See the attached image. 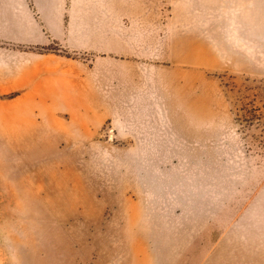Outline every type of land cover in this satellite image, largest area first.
Returning <instances> with one entry per match:
<instances>
[{
  "label": "crops",
  "instance_id": "0c3cea01",
  "mask_svg": "<svg viewBox=\"0 0 264 264\" xmlns=\"http://www.w3.org/2000/svg\"><path fill=\"white\" fill-rule=\"evenodd\" d=\"M66 7L0 0V144L48 216L103 264H264V182L221 91L181 89L174 103L159 63L37 50L64 41ZM207 92L218 98L204 103ZM111 120L132 152L110 153ZM71 179L72 193L57 195Z\"/></svg>",
  "mask_w": 264,
  "mask_h": 264
},
{
  "label": "rangeland",
  "instance_id": "374dc122",
  "mask_svg": "<svg viewBox=\"0 0 264 264\" xmlns=\"http://www.w3.org/2000/svg\"><path fill=\"white\" fill-rule=\"evenodd\" d=\"M37 50L88 62L110 55L159 63L172 71L174 103L181 101V89L220 90L251 155L255 183L264 182V76L256 73L264 71V0H67L64 41ZM210 93L204 103L218 98ZM103 140L110 153L134 148L113 120ZM6 153L0 144V264H103L92 243L71 240L48 216L44 193L28 189ZM110 155L103 162L116 167L119 161ZM123 162L130 169L132 161ZM120 182L133 198V176ZM74 185L71 179L56 194L67 196Z\"/></svg>",
  "mask_w": 264,
  "mask_h": 264
}]
</instances>
